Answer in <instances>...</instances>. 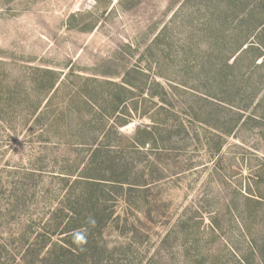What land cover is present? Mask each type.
<instances>
[{
  "label": "rangeland",
  "instance_id": "obj_1",
  "mask_svg": "<svg viewBox=\"0 0 264 264\" xmlns=\"http://www.w3.org/2000/svg\"><path fill=\"white\" fill-rule=\"evenodd\" d=\"M259 23L264 0H0V264L71 202L98 147L150 183L137 209L112 204L99 264H264V61L211 73L235 38L264 45ZM126 80L133 100L101 113ZM163 106L180 127L137 153L128 128Z\"/></svg>",
  "mask_w": 264,
  "mask_h": 264
},
{
  "label": "trees",
  "instance_id": "obj_2",
  "mask_svg": "<svg viewBox=\"0 0 264 264\" xmlns=\"http://www.w3.org/2000/svg\"><path fill=\"white\" fill-rule=\"evenodd\" d=\"M260 26H263L260 29V32H264L263 23L257 24L256 27L252 28L251 30L254 29L255 31ZM245 37H247V35L244 36V38ZM241 39L238 37L234 39L236 40L237 49L224 55L222 57L223 60L219 61V67L211 71L215 82H217L216 80H219L218 74L223 73L227 69H236L234 67L237 65L236 63L239 57L241 55H247L250 51L255 50L258 55L254 60L251 59L246 64V66L252 65L256 59L258 60L262 58V61H264L263 43L251 45V42H249V45H247L248 38L244 39L243 41H241ZM244 46L245 48L243 49ZM38 70H41L39 71L41 73V77L50 76L52 78L50 83L56 81L57 77L54 72L45 69ZM230 76L232 77L231 81L235 83L238 75L232 74ZM40 81H42V78ZM41 84L42 83H40V85ZM110 86L112 85L108 84L106 90L110 89ZM157 87H159L161 90L160 98L165 97L167 95L165 89L158 85ZM49 88H52V84H50ZM49 88L47 87V89ZM118 88H120L122 96L116 95L114 97L113 95L109 99L110 101H115L116 104L112 110V113L109 114L110 108L108 105L102 111H100L101 113L107 115L116 114L118 113V108H120L126 100H133L132 92H135L134 90L136 88L133 83L126 80V83H124V85L118 86ZM231 89H227V92L229 94L235 95L236 93H231ZM137 93L140 95L142 94V91L139 90ZM212 96L215 97L217 95L213 94ZM225 101L226 100L220 101V104H227ZM227 101L229 102L228 104L232 103L231 100ZM136 106L137 103H135L133 106L134 110L137 109ZM219 108L222 109L221 107ZM156 109L159 112L151 115L150 117L147 111L144 112V116H147L149 119H151V126L138 125L135 126L132 131V137L129 140L132 144L131 148L137 153H141V149L145 148L146 146L152 150L159 151L158 145L164 147L167 142L163 137H161V134L163 132L165 133L166 131H171V129L174 127H180L179 125L177 126L176 123H173L174 121H172L173 124L170 125V127H167V124L164 123L173 119L170 115L165 116L162 119V117L165 115V112L168 113L166 111V107L163 106ZM160 112H163L164 115L160 114ZM239 119L240 116H237V119H235L232 127L224 131V134L230 135L236 128ZM119 124L121 126H125L127 122L120 121ZM170 134L171 133H168L166 140H170ZM105 136L107 138L108 134ZM121 136L122 135H120L118 132L115 133V137L120 138ZM123 138L125 139V137ZM102 150V147H98L92 152L93 157L98 154H100L99 156L102 157L98 163H95L92 160L89 162V164H87L82 178L76 182V184H79V190L75 197L71 199V202L69 198H67L68 200L66 204L62 203L58 208L52 210L49 219L46 221L45 225H43V227L34 235V237L29 235L32 234L31 228L29 226L21 229L17 235V241L12 243L13 245L10 244V247H8L5 251L6 256L4 259V264L100 263L98 259L103 257L105 249L104 245H99V243H101V232L111 222H114L118 219V217L115 216L112 204H116L119 198H123V202L127 204L129 209H131V207L137 209L143 204L144 193L149 189L146 187H148L150 184L147 183V181H132L127 179L129 173L128 167L130 163H115L113 159L110 158L109 152H104ZM219 151L220 148H217L215 153L219 154ZM134 176L136 178H140L141 174H134ZM103 181L106 183L109 182V184H106ZM124 187H126V189H124ZM245 200L249 202L255 201L251 196H247ZM78 233H82L85 236V242H81L76 238ZM9 241L10 240L7 241V244L4 243L2 247L6 248Z\"/></svg>",
  "mask_w": 264,
  "mask_h": 264
},
{
  "label": "clouds",
  "instance_id": "obj_3",
  "mask_svg": "<svg viewBox=\"0 0 264 264\" xmlns=\"http://www.w3.org/2000/svg\"><path fill=\"white\" fill-rule=\"evenodd\" d=\"M76 238L80 240L81 242H85L86 238L82 233H78Z\"/></svg>",
  "mask_w": 264,
  "mask_h": 264
},
{
  "label": "water",
  "instance_id": "obj_4",
  "mask_svg": "<svg viewBox=\"0 0 264 264\" xmlns=\"http://www.w3.org/2000/svg\"><path fill=\"white\" fill-rule=\"evenodd\" d=\"M128 130H129V131H133V128H132V127H129Z\"/></svg>",
  "mask_w": 264,
  "mask_h": 264
}]
</instances>
